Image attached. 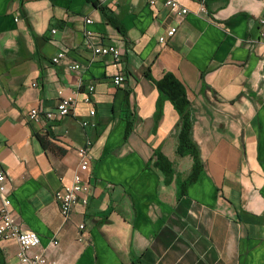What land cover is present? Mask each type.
<instances>
[{
	"label": "crops",
	"instance_id": "obj_1",
	"mask_svg": "<svg viewBox=\"0 0 264 264\" xmlns=\"http://www.w3.org/2000/svg\"><path fill=\"white\" fill-rule=\"evenodd\" d=\"M175 1L186 16L165 0H0V164L16 223L40 237L30 255L48 264H264V0H205L204 12L202 0ZM90 45H115L121 61ZM167 73L186 88L204 163L181 197L193 161L176 152L180 117L155 84ZM62 97L74 100L69 116L29 118L55 112ZM156 154L172 163L171 184ZM78 173L88 203L64 219L55 196ZM19 253L17 241L0 239V264H22Z\"/></svg>",
	"mask_w": 264,
	"mask_h": 264
},
{
	"label": "built area",
	"instance_id": "obj_2",
	"mask_svg": "<svg viewBox=\"0 0 264 264\" xmlns=\"http://www.w3.org/2000/svg\"><path fill=\"white\" fill-rule=\"evenodd\" d=\"M150 6H154L157 2L161 0H148ZM165 5L175 12L178 16H186L189 11L182 7L175 0H165ZM203 12L206 11V2L202 0V9ZM88 24H91V19L86 21ZM264 23V21H262ZM177 32L176 28L171 29L168 32L169 37H173ZM53 33H56V30H53ZM165 37L160 38V42H164ZM92 53L97 57H106L110 56L114 59L115 62L119 63L122 57V51L115 45H90ZM65 57L64 53H59L56 57L53 58L54 63H59ZM79 65H74L72 69H79ZM113 82L116 86H122L125 82V76L119 74L113 78ZM88 92L93 93L94 87L89 86ZM74 108V100L67 97H62L55 112H40L37 109H32L29 112V118L33 121H38L42 118L48 120L54 118H65L72 113ZM91 116H95V111L90 112ZM88 123L84 122L83 126H87ZM91 143L88 142L87 145L79 150V155L81 157V172H86L89 168V160L91 159L90 153ZM7 174L5 168L0 164V239H12L17 241L20 247L19 257L22 264H48L46 259L42 255H30L29 252L38 247L41 244L40 237L37 233L32 231H24L16 223L13 211H12V202L9 196L7 195L6 189ZM86 186L84 185V180L82 175L78 173L74 177L73 184L61 191H58L55 196V201L60 209V212L64 219H68L70 214L73 211L74 206L81 202L83 205L88 203L86 194ZM85 228L84 224L80 225V229Z\"/></svg>",
	"mask_w": 264,
	"mask_h": 264
},
{
	"label": "trees",
	"instance_id": "obj_3",
	"mask_svg": "<svg viewBox=\"0 0 264 264\" xmlns=\"http://www.w3.org/2000/svg\"><path fill=\"white\" fill-rule=\"evenodd\" d=\"M110 22H112L111 19ZM155 84L162 96L173 104L180 117L177 125L178 144L176 152L178 156L182 158L190 157L193 161L189 177L183 182H178V194L181 197L187 193L188 187L197 181L204 168L199 146L192 140L193 116L191 103L185 86L172 73H167L162 80L155 81ZM125 106H128V101L125 102ZM127 132V135L131 132L130 122ZM154 167L164 174L167 184L173 182L175 170L166 157L156 154Z\"/></svg>",
	"mask_w": 264,
	"mask_h": 264
}]
</instances>
